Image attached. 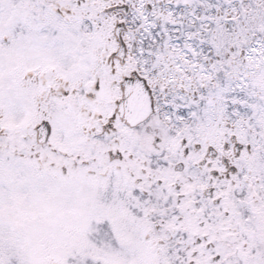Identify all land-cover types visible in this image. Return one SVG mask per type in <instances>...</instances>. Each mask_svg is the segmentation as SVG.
<instances>
[{
	"label": "flooded vegetation",
	"instance_id": "obj_1",
	"mask_svg": "<svg viewBox=\"0 0 264 264\" xmlns=\"http://www.w3.org/2000/svg\"><path fill=\"white\" fill-rule=\"evenodd\" d=\"M13 3L0 152L84 191L114 264H218L233 233L264 264V0Z\"/></svg>",
	"mask_w": 264,
	"mask_h": 264
},
{
	"label": "rangeland",
	"instance_id": "obj_2",
	"mask_svg": "<svg viewBox=\"0 0 264 264\" xmlns=\"http://www.w3.org/2000/svg\"><path fill=\"white\" fill-rule=\"evenodd\" d=\"M13 2L0 0V24L4 18L17 15ZM21 8L18 16H23L26 24L31 8ZM49 177L47 171L41 173L18 161L13 153L4 156L0 152V264L116 263L112 249L99 248L95 240H89L98 230L108 238L110 227L104 226L109 222L101 227L103 217L84 213L90 202L81 199L84 191L59 185L62 182ZM200 220L198 216L194 221ZM238 240V233H233L226 247L218 245L215 252L222 254L223 261L227 259L218 264H258L254 255L245 256ZM209 262L211 257L206 256L200 264Z\"/></svg>",
	"mask_w": 264,
	"mask_h": 264
}]
</instances>
